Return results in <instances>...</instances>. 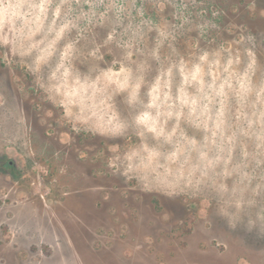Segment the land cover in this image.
Here are the masks:
<instances>
[{
    "label": "rangeland",
    "instance_id": "rangeland-1",
    "mask_svg": "<svg viewBox=\"0 0 264 264\" xmlns=\"http://www.w3.org/2000/svg\"><path fill=\"white\" fill-rule=\"evenodd\" d=\"M0 264H264V0H0Z\"/></svg>",
    "mask_w": 264,
    "mask_h": 264
},
{
    "label": "trees",
    "instance_id": "trees-1",
    "mask_svg": "<svg viewBox=\"0 0 264 264\" xmlns=\"http://www.w3.org/2000/svg\"><path fill=\"white\" fill-rule=\"evenodd\" d=\"M8 165L10 166L11 164H10V163H8Z\"/></svg>",
    "mask_w": 264,
    "mask_h": 264
}]
</instances>
